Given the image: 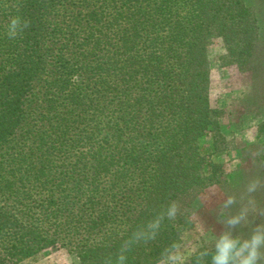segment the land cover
Segmentation results:
<instances>
[{
	"label": "trees",
	"instance_id": "trees-1",
	"mask_svg": "<svg viewBox=\"0 0 264 264\" xmlns=\"http://www.w3.org/2000/svg\"><path fill=\"white\" fill-rule=\"evenodd\" d=\"M259 28L246 0H0V264L57 247L117 264L125 246V264H166L196 232L192 199L226 184L201 146L221 137L207 49L246 70Z\"/></svg>",
	"mask_w": 264,
	"mask_h": 264
},
{
	"label": "rangeland",
	"instance_id": "rangeland-1",
	"mask_svg": "<svg viewBox=\"0 0 264 264\" xmlns=\"http://www.w3.org/2000/svg\"><path fill=\"white\" fill-rule=\"evenodd\" d=\"M259 18V42L256 57L246 70L227 64L226 50L221 41L207 49L210 65L209 97L211 106L219 109L216 118L220 126L219 139L208 133L201 140L202 152L223 166L226 184L214 186L196 195L191 202L196 232L187 234L183 242L165 262L187 264L188 258L200 246L213 247L215 238L223 230L221 205L227 194L242 193L246 184L259 178L264 184V0H246ZM208 169V168H207ZM256 201L264 210V189L256 194ZM238 202L226 211L240 210ZM253 224L264 223V217H250ZM252 223L240 230L246 237ZM78 258L62 248H49L19 264H78Z\"/></svg>",
	"mask_w": 264,
	"mask_h": 264
},
{
	"label": "clouds",
	"instance_id": "clouds-1",
	"mask_svg": "<svg viewBox=\"0 0 264 264\" xmlns=\"http://www.w3.org/2000/svg\"><path fill=\"white\" fill-rule=\"evenodd\" d=\"M29 26L28 21H22L19 16L11 17L6 26V35L9 39H15L25 28ZM264 189V184L259 178L251 179L242 193L227 194V199L221 205L223 219V230L215 238L211 251L204 250L199 253L201 258L210 256V264H264V223L253 224L250 219L255 216L264 217L256 201V194ZM242 202L240 210L229 214L226 210ZM179 205L170 203L165 212L147 225V232L139 231L134 234L135 240L152 239L160 228L165 217L174 220L179 213ZM251 221L252 227L246 237L240 236V230L246 228ZM128 247H122L117 256V264H125L127 259L125 253Z\"/></svg>",
	"mask_w": 264,
	"mask_h": 264
}]
</instances>
